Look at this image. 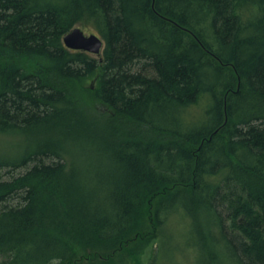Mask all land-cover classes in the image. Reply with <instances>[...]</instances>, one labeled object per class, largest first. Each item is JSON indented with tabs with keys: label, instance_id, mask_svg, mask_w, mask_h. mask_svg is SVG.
Instances as JSON below:
<instances>
[{
	"label": "trees",
	"instance_id": "1",
	"mask_svg": "<svg viewBox=\"0 0 264 264\" xmlns=\"http://www.w3.org/2000/svg\"><path fill=\"white\" fill-rule=\"evenodd\" d=\"M0 133L25 144L0 171L28 167L0 172V264L135 262L148 214L264 264V0H0Z\"/></svg>",
	"mask_w": 264,
	"mask_h": 264
},
{
	"label": "rangeland",
	"instance_id": "2",
	"mask_svg": "<svg viewBox=\"0 0 264 264\" xmlns=\"http://www.w3.org/2000/svg\"><path fill=\"white\" fill-rule=\"evenodd\" d=\"M79 28L84 30L87 35L92 33L83 26ZM94 56L100 57V55ZM23 138L17 133H0V159L19 157L25 146ZM27 169L28 167L14 169L12 166H5L0 172L5 178L10 179L25 173ZM154 232L153 220L148 214L144 227L138 232L147 235L143 239V249L140 250L142 253L135 262L128 258V264H206L203 262L201 251L195 247L196 243H199V238L192 229L189 219L184 215L169 217L166 228L158 240L154 238ZM137 234L131 238H136ZM131 246L135 245L131 243L127 248ZM93 256L94 254L87 250L77 249L67 264H100L99 257L94 258Z\"/></svg>",
	"mask_w": 264,
	"mask_h": 264
},
{
	"label": "water",
	"instance_id": "3",
	"mask_svg": "<svg viewBox=\"0 0 264 264\" xmlns=\"http://www.w3.org/2000/svg\"><path fill=\"white\" fill-rule=\"evenodd\" d=\"M64 44L70 50L88 52L101 55L104 50V41L96 34L87 35L84 30L77 27L64 37Z\"/></svg>",
	"mask_w": 264,
	"mask_h": 264
}]
</instances>
